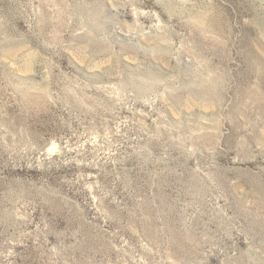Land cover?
<instances>
[{
    "label": "rangeland",
    "instance_id": "obj_1",
    "mask_svg": "<svg viewBox=\"0 0 264 264\" xmlns=\"http://www.w3.org/2000/svg\"><path fill=\"white\" fill-rule=\"evenodd\" d=\"M0 264H264V0H0Z\"/></svg>",
    "mask_w": 264,
    "mask_h": 264
}]
</instances>
